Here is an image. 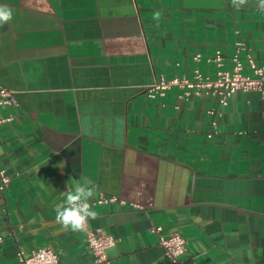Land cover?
Here are the masks:
<instances>
[{"label": "crops", "instance_id": "crops-1", "mask_svg": "<svg viewBox=\"0 0 264 264\" xmlns=\"http://www.w3.org/2000/svg\"><path fill=\"white\" fill-rule=\"evenodd\" d=\"M0 5L13 10L0 26V86L16 101L0 108L13 115L0 124V168L10 177L0 264L42 247L58 253L56 264L91 263L85 231L63 230L54 211L83 179L95 186L88 227L117 239L106 250L111 264H172L151 227L180 232L194 264H264V99L237 92L222 106L213 95L180 98L177 87L146 94L161 75L198 67L213 76L206 59L215 51L230 69L238 43L243 74H252L248 55L264 68L255 0L240 10L229 0Z\"/></svg>", "mask_w": 264, "mask_h": 264}, {"label": "built area", "instance_id": "built-area-1", "mask_svg": "<svg viewBox=\"0 0 264 264\" xmlns=\"http://www.w3.org/2000/svg\"><path fill=\"white\" fill-rule=\"evenodd\" d=\"M242 45V43L237 44L236 50L231 56L232 67L230 69L223 68L224 57L219 51H215L213 58L206 59L207 62L215 66L213 76L204 75L198 67H195L189 75L173 76L171 78L161 75L146 87L147 96L150 99L163 97L171 88L177 87L180 90V98H187L191 94L213 95L217 97L218 103L222 106H226L230 97L237 92H257L264 99V68L258 67L248 55L246 57L247 65L252 74L242 73L243 63L238 55L239 46ZM193 59L198 62L201 59V55L196 53ZM15 105L16 101L13 91L0 86V108H10ZM209 112L213 113V111ZM12 119V114L7 116L0 114V124L9 122ZM211 125L215 128L216 121L212 120ZM207 136L210 137L211 133H208ZM9 182L10 177L0 168V194ZM108 200L115 201L116 197H101L98 201L104 202ZM150 230L157 234L158 244L163 248V256L172 264H194L186 259V241L180 232L161 235L159 234L160 227H151ZM85 233L87 246L93 254L90 264H111L106 250L114 246L117 239L102 229H92L88 225ZM17 256L21 264H56L59 259L58 253L47 247L33 250L27 254L19 251Z\"/></svg>", "mask_w": 264, "mask_h": 264}, {"label": "clouds", "instance_id": "clouds-1", "mask_svg": "<svg viewBox=\"0 0 264 264\" xmlns=\"http://www.w3.org/2000/svg\"><path fill=\"white\" fill-rule=\"evenodd\" d=\"M235 10H240L249 4L250 0H229ZM259 11L264 12V0H255ZM161 13L156 11L154 18L159 20ZM13 19V10L6 5H0V26ZM0 154L3 150L0 149ZM41 187H44L42 184ZM95 195V186L91 180H74L73 185L68 187L64 198L54 206L55 221L61 225L63 230L72 232H83L87 229L89 219H95L96 211L93 210L90 200Z\"/></svg>", "mask_w": 264, "mask_h": 264}]
</instances>
